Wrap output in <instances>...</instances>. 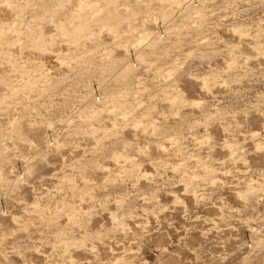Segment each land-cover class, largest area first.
Returning <instances> with one entry per match:
<instances>
[{
  "label": "rangeland",
  "instance_id": "1",
  "mask_svg": "<svg viewBox=\"0 0 264 264\" xmlns=\"http://www.w3.org/2000/svg\"><path fill=\"white\" fill-rule=\"evenodd\" d=\"M0 264H264V0H0Z\"/></svg>",
  "mask_w": 264,
  "mask_h": 264
}]
</instances>
